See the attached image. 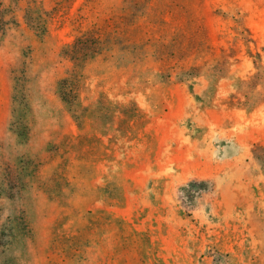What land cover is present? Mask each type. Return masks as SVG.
<instances>
[{
    "label": "rangeland",
    "instance_id": "obj_1",
    "mask_svg": "<svg viewBox=\"0 0 264 264\" xmlns=\"http://www.w3.org/2000/svg\"><path fill=\"white\" fill-rule=\"evenodd\" d=\"M0 264H264V0H0Z\"/></svg>",
    "mask_w": 264,
    "mask_h": 264
},
{
    "label": "crops",
    "instance_id": "obj_2",
    "mask_svg": "<svg viewBox=\"0 0 264 264\" xmlns=\"http://www.w3.org/2000/svg\"><path fill=\"white\" fill-rule=\"evenodd\" d=\"M204 114H207L203 124L200 126L202 128L201 136L199 137L201 141V148L197 149L194 154V160L199 168L193 170L190 169L191 177H199V178H212L214 175L220 173L222 169V165L214 156V149L212 146V142L215 140H220L222 138H226L229 140L231 144L220 149V151H227L234 153L236 158H241L242 155L247 154L251 151V146L256 142L255 137H249V133L251 131V125H238L237 123H223L220 122L219 119L214 117L209 113V111L204 110ZM170 124V122H168ZM197 125V124H196ZM169 126V125H167ZM199 126V125H197ZM224 130V131H222ZM225 136V137H224ZM231 149H228L230 148ZM199 151V154H197ZM197 154V155H196ZM178 156V152L176 153ZM168 155H166V164L168 163ZM177 165V164H176ZM181 174H186V171H181ZM181 216L178 214H174L172 216V225H169V228L166 230V237H171L172 239H176L178 234L175 232V224L181 220ZM171 226V227H170ZM211 240H216V238L211 237ZM171 257V255H170ZM172 257H182L178 255L174 250L172 253Z\"/></svg>",
    "mask_w": 264,
    "mask_h": 264
}]
</instances>
